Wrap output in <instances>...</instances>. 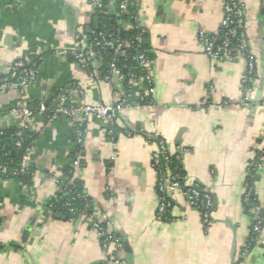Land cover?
<instances>
[{"label":"crops","instance_id":"obj_1","mask_svg":"<svg viewBox=\"0 0 264 264\" xmlns=\"http://www.w3.org/2000/svg\"><path fill=\"white\" fill-rule=\"evenodd\" d=\"M242 1L256 62V81L246 96V62L211 59L199 41L201 29L219 34L222 0H137L152 56L145 76L128 89L120 79L92 75L98 57L93 69L72 59L99 23L100 10L90 0H0V78L21 58L37 70L36 82L23 92L0 93V132L18 128L11 109L28 106L34 113L31 185L0 179V264H108L90 221L67 220L53 209L77 125L84 132V166L76 175L97 217L121 236V264H264L262 245L241 256L253 227L243 201L248 167L264 152V0ZM107 10L112 19L120 13L114 0ZM131 27L121 23V33ZM81 33L86 39L79 42ZM65 89L68 107L123 100L133 106L121 113L112 135L96 115L48 120L41 107L52 106ZM159 139L172 153L182 151L187 183H200L216 201L208 227L180 191L172 199L171 221L157 219L153 155ZM255 194L264 209V168L256 173Z\"/></svg>","mask_w":264,"mask_h":264},{"label":"built area","instance_id":"obj_2","mask_svg":"<svg viewBox=\"0 0 264 264\" xmlns=\"http://www.w3.org/2000/svg\"><path fill=\"white\" fill-rule=\"evenodd\" d=\"M98 9H103V0H90ZM137 3V0H124L119 6L120 11L125 13L129 6H133ZM224 9V18L221 23V30L218 35H213L201 29L199 31V41L202 44L205 53L214 60L225 58L227 60H244L247 64L246 72L242 80L243 94L253 90V86L256 81V62L254 55L250 49V40L247 32V11L246 6L242 0H222ZM96 45L101 47L114 46L116 53L120 54L123 44L115 45L112 41L106 39L104 32H94ZM86 39L83 33L77 35V40L82 42ZM77 63L82 68H89L93 59L94 51L92 45L85 42L78 49L70 53ZM148 61L145 55H140L139 63L143 67ZM101 66V64H100ZM99 66V67H100ZM95 78H101L100 72L95 70L92 72ZM131 82L136 79L135 74L129 75ZM122 80L123 76L120 70L115 64L111 65V75L103 79L113 81L114 79ZM37 80V70L35 64L30 59H18L12 66L10 73L0 78V93L4 94L8 91L23 92L27 87L33 85ZM68 90L61 91L54 100L51 107L42 106L40 111L42 113H48V120H54L59 117L74 118L82 116L84 118L91 115H96L102 118L109 126L116 125V121L121 113L132 107L133 105L126 101H117L113 104H104L97 102L94 104L82 103L76 107H68L65 105V96ZM225 105L227 103H224ZM242 105H248L246 98L243 99ZM10 117L18 124V137H22L25 131H29V124L33 118V112L28 106H22L13 108L10 111ZM113 129L108 130L109 134H113ZM84 139V132L77 125L74 131L75 144L82 146ZM159 150L153 155V165L157 168L158 174V188L157 194L158 206L156 211L157 219L160 221H171L169 216L172 205L173 196L176 192L183 193L188 205L191 209L200 213L203 224L208 227L212 221L213 210V198L208 188L204 187L198 182L187 183L186 177H180L175 172L168 170L174 158L180 159L182 151L172 153L167 143L163 139H159ZM21 141L18 142V146H21ZM31 148L26 149L24 156L22 157L20 168L14 171L13 174H28L30 166L27 160L31 154ZM164 164V166L162 165ZM255 171L262 170L264 168V152H261L258 159L253 161L250 165ZM73 167L75 173H78L82 167V157L79 153L73 161ZM8 167L0 164V179L4 182L11 181L10 176L12 174ZM60 183V182H59ZM184 183V184H183ZM20 186L22 184L20 183ZM23 187V186H22ZM60 189L57 190V193ZM252 193V188L246 189L244 195V202L249 201V197ZM69 205V204H67ZM70 206V205H69ZM73 212V209L70 208ZM253 213L252 221V237L250 243L242 250V258H246L249 254L250 248L257 244L264 246L263 236V218L261 216V207L252 208ZM80 218L87 219L92 224V227L96 230L101 247L108 258V264H121V252L124 245L119 238L112 237V230L110 224L107 228H104V220H100L97 217V213L94 215H87L82 213Z\"/></svg>","mask_w":264,"mask_h":264},{"label":"trees","instance_id":"obj_3","mask_svg":"<svg viewBox=\"0 0 264 264\" xmlns=\"http://www.w3.org/2000/svg\"><path fill=\"white\" fill-rule=\"evenodd\" d=\"M124 0H114L118 5ZM112 3V0H103L104 7L99 9V23L96 27H93L90 34L87 35L88 43L92 45L94 56L98 57L101 61V66L98 68L101 78H105L111 75V65L115 64L122 74V82L128 89L131 78V73L135 74L136 79H141L145 76V68L139 63L140 55H145L148 59L151 58V49L148 44L147 34L139 25L138 18V4L135 3L133 6H129L125 13H119L118 17L111 18L108 15V6ZM121 23L131 24V29L121 33ZM104 32L106 39L112 41L115 45L123 44L122 51L120 54L116 53L114 46L101 47L96 45L95 33ZM72 56V55H71ZM73 61L74 58L72 57ZM90 67H93V61L90 63ZM93 69V68H92ZM54 103V102H53ZM51 107V106H49ZM34 114V113H33ZM48 118L49 114L45 113ZM81 128V127H80ZM111 129L115 131L116 125L112 126ZM83 130V129H81ZM18 128H13L9 131L0 132V164L8 167L9 171L14 173L20 168L22 157L24 156L26 149L31 148L33 136L30 132L25 131L22 137L17 136ZM21 141V146H18V142ZM82 146L74 144L73 152L70 156V165L66 172V177L60 180L59 189L56 198L53 201V209L59 211L67 220H76L80 218L82 213L87 215H94L95 204L89 197L87 191L84 188L82 179L76 175L73 167V161L76 154H81ZM259 155L261 153L259 152ZM259 155L255 160L258 159ZM254 160V161H255ZM249 164L248 167V179L247 189L252 188V193L249 197L248 202H244L245 211L253 217L251 212L252 208L261 207L259 205L257 196L255 194V179L256 173ZM84 166V163L82 161ZM164 166V164H162ZM155 170L157 168L154 166ZM170 172L179 174L180 177H185V171L183 164L180 159L174 158L168 167ZM32 168H29L28 174H11L10 179L22 184L23 187L31 185L32 180ZM184 184V183H183ZM157 194L159 188H156ZM69 204V205H67ZM73 209V212L70 210ZM261 216L264 223V209L261 207ZM108 222H104V228L108 226ZM112 237L119 238L122 243L121 236L117 233H112Z\"/></svg>","mask_w":264,"mask_h":264},{"label":"water","instance_id":"obj_4","mask_svg":"<svg viewBox=\"0 0 264 264\" xmlns=\"http://www.w3.org/2000/svg\"><path fill=\"white\" fill-rule=\"evenodd\" d=\"M117 11H120L119 6H117ZM122 31H123V30H122ZM89 32H91L90 29H88V33H89ZM215 205H216V201L213 200V207H215Z\"/></svg>","mask_w":264,"mask_h":264}]
</instances>
